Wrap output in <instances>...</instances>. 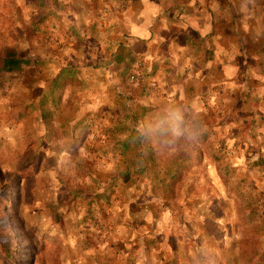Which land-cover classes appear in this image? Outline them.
<instances>
[{
    "label": "crops",
    "instance_id": "crops-1",
    "mask_svg": "<svg viewBox=\"0 0 264 264\" xmlns=\"http://www.w3.org/2000/svg\"><path fill=\"white\" fill-rule=\"evenodd\" d=\"M115 12L121 32L114 42L101 49L95 35L87 38L86 32L81 44L72 39L66 64L55 76L69 68L80 79L66 86L57 106L77 109L71 125L81 140L74 158L102 157L113 176L104 185L114 182L134 195L172 185L179 160H194L180 186L193 181L209 195L213 217L204 219L201 203L195 211L200 247L203 240L216 239L209 224L229 232L215 215L220 207L224 218L233 212L235 190H262L258 207L263 221L264 0H128ZM123 35L127 38L120 44ZM100 55L104 61L96 66ZM88 65L95 69L86 70ZM80 70L97 79L88 82ZM77 91L88 95L80 104ZM174 128L183 134L174 135ZM219 144H224L221 152ZM184 150L188 153L182 157ZM151 198L149 218L162 206ZM117 203L128 223H121L120 236L138 237V206L132 197Z\"/></svg>",
    "mask_w": 264,
    "mask_h": 264
},
{
    "label": "rangeland",
    "instance_id": "rangeland-1",
    "mask_svg": "<svg viewBox=\"0 0 264 264\" xmlns=\"http://www.w3.org/2000/svg\"><path fill=\"white\" fill-rule=\"evenodd\" d=\"M127 1L0 0V242L12 238L16 244L11 258L0 245V264H264L261 189L235 190L233 212L224 218L219 216L220 207L215 215L223 218L229 232L209 224L216 239L203 240L200 247L198 204L204 219L213 216L208 211L209 195L196 189L193 181L180 186L183 177L173 185L134 195L114 182L104 185L113 176L105 171L102 157L74 158L81 140L71 125L77 109L58 110L66 87L53 88L52 82L66 64L72 39L81 44L86 32L87 38L95 35L101 49L114 42L121 32L115 10L125 8ZM122 38L120 44L127 35ZM14 57L24 62L5 69V60ZM99 59L96 66L104 61L102 55ZM88 69L95 68L88 65ZM79 73H85L88 82L97 79L88 71ZM75 95L78 104L88 98L83 91ZM48 111L52 112L49 129L44 119ZM175 145L182 148L178 142ZM184 161L194 166V160ZM99 164L101 169H95ZM131 197L139 208L140 229L138 237H121V223H128L118 214L117 202ZM151 197L162 202L152 216L153 226L147 208ZM154 229L160 233L153 235Z\"/></svg>",
    "mask_w": 264,
    "mask_h": 264
},
{
    "label": "trees",
    "instance_id": "trees-1",
    "mask_svg": "<svg viewBox=\"0 0 264 264\" xmlns=\"http://www.w3.org/2000/svg\"><path fill=\"white\" fill-rule=\"evenodd\" d=\"M23 62H24L23 60H20V59L14 57V58H11L9 60H5L4 66H5V69H12L15 67H19L21 65V63H23ZM69 71H71V70H69V68L63 69L60 72V74L53 80L52 87L62 90V89H65V87L70 83L76 84L78 80ZM60 96H61V94H60ZM50 116H52L51 111H48L44 114V119H45L46 123H48V117L50 118ZM47 128L48 129L50 128L49 123L47 124ZM185 153H188V152L185 151L184 154L182 155V157L185 155ZM191 166H192L191 164H185V161L183 158L180 159L178 162L177 171L172 176L171 184L173 185L177 181L182 179L184 177L186 171ZM0 245L2 246V250L4 251V253L6 255H8L9 258H11L13 256V251H15V247H16L15 246L16 244L14 243L13 239L10 238L7 241H2V242H0Z\"/></svg>",
    "mask_w": 264,
    "mask_h": 264
},
{
    "label": "clouds",
    "instance_id": "clouds-1",
    "mask_svg": "<svg viewBox=\"0 0 264 264\" xmlns=\"http://www.w3.org/2000/svg\"><path fill=\"white\" fill-rule=\"evenodd\" d=\"M173 134L176 135V136H180L183 133H182V131L179 128H174L173 129Z\"/></svg>",
    "mask_w": 264,
    "mask_h": 264
},
{
    "label": "built area",
    "instance_id": "built-area-1",
    "mask_svg": "<svg viewBox=\"0 0 264 264\" xmlns=\"http://www.w3.org/2000/svg\"><path fill=\"white\" fill-rule=\"evenodd\" d=\"M132 79H135V77H134V76H132Z\"/></svg>",
    "mask_w": 264,
    "mask_h": 264
}]
</instances>
